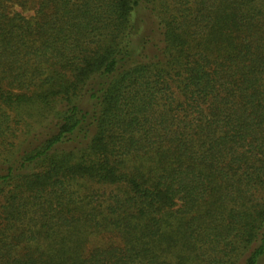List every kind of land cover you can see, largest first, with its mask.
Masks as SVG:
<instances>
[{"label": "trees", "instance_id": "trees-1", "mask_svg": "<svg viewBox=\"0 0 264 264\" xmlns=\"http://www.w3.org/2000/svg\"><path fill=\"white\" fill-rule=\"evenodd\" d=\"M0 264H264V0H0Z\"/></svg>", "mask_w": 264, "mask_h": 264}]
</instances>
